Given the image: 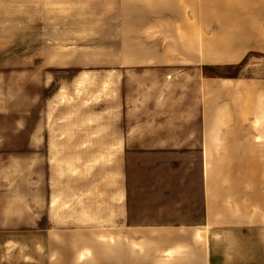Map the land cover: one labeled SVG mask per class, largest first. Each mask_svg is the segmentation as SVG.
I'll use <instances>...</instances> for the list:
<instances>
[{
  "label": "rangeland",
  "instance_id": "374dc122",
  "mask_svg": "<svg viewBox=\"0 0 264 264\" xmlns=\"http://www.w3.org/2000/svg\"><path fill=\"white\" fill-rule=\"evenodd\" d=\"M35 6L24 81L0 82V264H264L263 153L211 163L217 216L208 232L202 162L143 164L132 200L114 213L110 183L127 188L128 174L121 161L97 160L119 157V147L95 144L98 122L112 121L113 90H129L130 74L150 72L183 75L186 90L198 88V76L201 83L240 80L241 121L251 147L264 149V0H35ZM199 24L201 42L210 36L212 49L199 48ZM208 25L212 35L203 33ZM243 31L251 46L245 59L195 64L198 57L233 58L240 50L224 47ZM166 175L170 193H154L160 187L154 177ZM167 197L183 198L185 206L168 208ZM112 216L137 227L136 241L104 238L106 227L98 229L96 219ZM181 224L200 229L196 239L169 245L145 232Z\"/></svg>",
  "mask_w": 264,
  "mask_h": 264
},
{
  "label": "crops",
  "instance_id": "0c3cea01",
  "mask_svg": "<svg viewBox=\"0 0 264 264\" xmlns=\"http://www.w3.org/2000/svg\"><path fill=\"white\" fill-rule=\"evenodd\" d=\"M35 12V0H0V82L24 81V51L34 47L36 40ZM207 28L203 33L212 35L211 26L208 25ZM198 38L199 48L202 47V43L205 49L214 47L210 36L203 37V42H201L200 24ZM247 40L243 31L235 39L234 45L231 43L224 47L228 50H240L233 58L231 52L230 56L225 57L222 62L212 61L209 57L203 59L198 57V59L194 58L198 60L195 64L206 67L237 64L248 55V53L244 55L243 51L251 48ZM194 44H197L196 28L194 29ZM194 48L197 46L195 45ZM149 73L130 74L129 90L121 87L113 90L112 105L116 106V109L112 112V121L102 122V125L98 122L96 128V146H113L114 149L119 147L117 149L120 150L119 157L115 153H108V157H105V154H102V157L98 154V162L121 161V173L125 175L127 171L128 174L127 188H122L120 182L116 183L114 178L110 183L114 189L113 211L115 213L117 210L118 212L124 210V200H132V183L142 178L135 171L143 164L147 168L149 162L165 161L177 163L176 165L186 161L202 162L201 186L204 191L206 217L208 216L204 227L210 232L214 227L213 223L216 224L215 217L217 216V207L212 204L214 186L208 173L211 163L248 161L254 159L249 158L248 155H257L260 152L264 155L263 148L257 151L251 147L250 128L246 125L247 122L241 121L240 112L237 109L243 91L235 87L238 86L236 83L240 80L224 79L219 81L224 84H219L216 78L204 77L201 83V78L198 76V88L186 90L182 82L184 81L183 75L176 73L175 76L170 77L165 74ZM114 78L118 79L117 76ZM124 78H126L125 75L122 80H125ZM154 178L156 182L154 186H160L156 187L154 193L158 192L162 196L169 194L170 178L168 175ZM194 184L192 182L193 188ZM184 192L186 190L183 191L185 195ZM167 198L165 202L168 208L174 205L181 208L185 206L186 201L183 198L180 201L179 198L177 200L172 197ZM128 220L120 216H112L105 221L98 217L95 224L98 229L102 226L106 227L102 234L104 238L111 237L108 240L136 241L138 229L133 227ZM180 226L182 227L176 229L151 227V231L148 229L145 232L153 234L151 241L161 240L169 245L187 242L189 238L193 241L192 236L196 239L197 230L200 229L190 226L183 227L184 224ZM99 234L101 233L98 232ZM147 240L149 241V238Z\"/></svg>",
  "mask_w": 264,
  "mask_h": 264
}]
</instances>
